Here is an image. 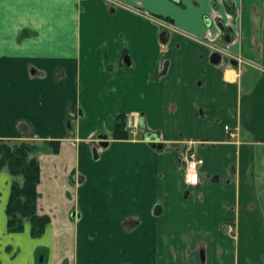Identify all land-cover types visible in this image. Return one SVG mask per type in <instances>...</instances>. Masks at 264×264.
<instances>
[{"label": "crops", "instance_id": "0c3cea01", "mask_svg": "<svg viewBox=\"0 0 264 264\" xmlns=\"http://www.w3.org/2000/svg\"><path fill=\"white\" fill-rule=\"evenodd\" d=\"M116 2L0 0V140L59 141L37 153L40 236L8 231L0 170V264H264V0Z\"/></svg>", "mask_w": 264, "mask_h": 264}, {"label": "trees", "instance_id": "16d2710c", "mask_svg": "<svg viewBox=\"0 0 264 264\" xmlns=\"http://www.w3.org/2000/svg\"><path fill=\"white\" fill-rule=\"evenodd\" d=\"M113 122L114 138H128L124 129L125 115H117ZM0 145V170L5 168L16 177L11 184L6 205L7 229L10 232H20L25 221H28L31 235L40 236L50 218L37 213V184L40 173L37 153L44 151V147H48L51 152H57L59 141L0 140Z\"/></svg>", "mask_w": 264, "mask_h": 264}, {"label": "built area", "instance_id": "2783aa9c", "mask_svg": "<svg viewBox=\"0 0 264 264\" xmlns=\"http://www.w3.org/2000/svg\"><path fill=\"white\" fill-rule=\"evenodd\" d=\"M109 2H114L117 3L116 0H107ZM210 23H217L215 17L209 18ZM210 25V24H209ZM218 37V36H217ZM212 49L219 53L222 54L225 52V47L223 45V47H221V45H219L218 43H216L215 41H210L209 42ZM139 117L138 114H128L125 116V128L131 133V134H135L136 131L139 128L138 122H139ZM225 130L227 132H229V127L225 126ZM230 134V133H229ZM181 160L183 163V174H184V180L185 182H187L188 184H196L197 183V179H198V167L200 166V164L202 163V157L193 149L192 145L187 144L183 146V149L181 150ZM192 177H195V181H193ZM230 230L231 227L229 228Z\"/></svg>", "mask_w": 264, "mask_h": 264}, {"label": "water", "instance_id": "95a60500", "mask_svg": "<svg viewBox=\"0 0 264 264\" xmlns=\"http://www.w3.org/2000/svg\"><path fill=\"white\" fill-rule=\"evenodd\" d=\"M207 24L209 25V20H206ZM170 38V31L167 27H161L159 29V40L161 43L165 44ZM221 59L220 54L217 52H213L211 55V61L212 62H219ZM231 63H235L234 60L231 61ZM97 139H98V145L100 147H106L108 145V140H107V134L104 132H100L97 134ZM146 139H149L151 141V146L157 149H161L162 144L157 142V138L155 135H147ZM0 153H1V145H0Z\"/></svg>", "mask_w": 264, "mask_h": 264}, {"label": "rangeland", "instance_id": "374dc122", "mask_svg": "<svg viewBox=\"0 0 264 264\" xmlns=\"http://www.w3.org/2000/svg\"><path fill=\"white\" fill-rule=\"evenodd\" d=\"M25 222H27V221H25ZM44 254H46L47 255V253L46 252H43ZM42 253V254H43ZM40 256L38 257L39 258V260H40V257H41V252H40V254H39Z\"/></svg>", "mask_w": 264, "mask_h": 264}, {"label": "snow or ice", "instance_id": "6c2138e0", "mask_svg": "<svg viewBox=\"0 0 264 264\" xmlns=\"http://www.w3.org/2000/svg\"><path fill=\"white\" fill-rule=\"evenodd\" d=\"M192 179H193V181H195L196 178L195 177H192Z\"/></svg>", "mask_w": 264, "mask_h": 264}, {"label": "flooded vegetation", "instance_id": "af4514ba", "mask_svg": "<svg viewBox=\"0 0 264 264\" xmlns=\"http://www.w3.org/2000/svg\"><path fill=\"white\" fill-rule=\"evenodd\" d=\"M215 52V51H214ZM220 57H221V55H220Z\"/></svg>", "mask_w": 264, "mask_h": 264}]
</instances>
